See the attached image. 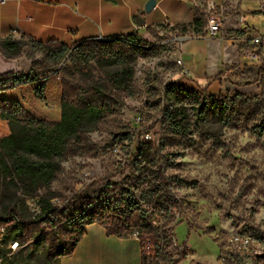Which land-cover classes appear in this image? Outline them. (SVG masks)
Listing matches in <instances>:
<instances>
[{"label":"rangeland","instance_id":"1","mask_svg":"<svg viewBox=\"0 0 264 264\" xmlns=\"http://www.w3.org/2000/svg\"><path fill=\"white\" fill-rule=\"evenodd\" d=\"M210 1L216 4L212 14L224 27L227 16L235 12L233 0H193L198 9L204 8L203 12H207ZM173 33L164 29L160 37L155 28L150 30L147 43L168 45V49L158 57L136 60L134 97L116 93V113L73 148L63 163L62 174L40 196L47 195L64 207L78 192L99 199L108 186L118 184L140 200L150 188L165 185L170 193L167 201L175 208L168 227L172 238L168 252L174 258L186 254L180 264H221V256L230 250L231 240L252 236L264 241V137L257 138L252 126L240 128L238 122L234 126L214 120L198 122L191 106L188 134L169 133L161 125V112L170 106L164 91L168 84H179L207 97H234L240 93L264 100V83L259 78L252 85L237 86L254 81L257 71L252 66L242 69L236 63H228L222 68L223 74L206 86H199L189 78L185 64H177L179 58L174 53L180 48L168 42L175 36ZM222 34L225 35L221 31ZM230 36L235 35H227ZM237 50L240 55L258 54L250 43ZM257 58L263 57L258 54ZM19 59L31 65L32 61L43 60L44 55L32 54L27 48ZM65 62L60 68L78 83L89 80L98 95L102 93L100 82L116 70L94 63L73 66L67 59ZM65 73H60L61 79ZM213 83L217 84L211 88ZM9 133L8 124L0 122V140ZM144 143L155 144L160 153L151 155L149 163H134L137 148ZM9 206H17L25 221H33L40 211L39 197L23 196L0 173V217L7 215ZM28 254L27 245L18 246L10 240L6 244L0 242V264H46L45 250H40L39 258L32 263Z\"/></svg>","mask_w":264,"mask_h":264},{"label":"trees","instance_id":"2","mask_svg":"<svg viewBox=\"0 0 264 264\" xmlns=\"http://www.w3.org/2000/svg\"><path fill=\"white\" fill-rule=\"evenodd\" d=\"M233 1H259L264 9V0ZM206 25V15L196 9L193 23L175 30L182 35L204 38ZM27 48L32 54H43L44 59L32 61L29 73L0 75V119L8 124L10 131L0 140V173L9 186L21 191L23 196L39 197L40 211L33 221H25L17 206H9L7 215L0 217V242L6 244L10 240L18 246L27 245L31 263L39 258L40 250H45L46 264H60L61 260L73 255L86 235L87 227L98 224L108 235L128 238L138 234L142 247L141 264H180L187 255L180 253L174 258L168 252L172 243L168 227L175 208L167 201L170 193L165 185L150 188L140 200H135L128 189L118 184L108 186L99 199H90L84 196L85 193L78 192L64 207L47 195L40 196L41 192H48L62 174L63 163L73 148L116 113V93L134 97L136 60L158 57L168 45L148 44L136 36L85 41L74 47L59 41L40 43L29 37L20 40L0 37V55L7 61L18 60ZM66 59L73 66L94 63L116 70L100 82L102 93L98 95L89 80L78 83L60 68ZM253 69L257 71L254 81L236 85L249 86L257 83L259 78L263 84L264 65ZM62 72L65 75L61 79V119L58 121L37 119L19 102L2 98L3 94L16 88L35 86V98L44 102L49 79ZM164 95L170 106L161 112V125L169 133L188 134L192 123L188 106H191L198 122L214 120L226 126L238 122L240 128L252 126L257 138L264 137V100L247 98L240 93L234 97L222 94L207 97L179 84L166 85ZM159 153L153 143L140 144L133 162L149 163L150 156Z\"/></svg>","mask_w":264,"mask_h":264},{"label":"crops","instance_id":"3","mask_svg":"<svg viewBox=\"0 0 264 264\" xmlns=\"http://www.w3.org/2000/svg\"><path fill=\"white\" fill-rule=\"evenodd\" d=\"M150 0H6L0 4V37L33 38L40 43L59 41L69 47L85 42L122 40L136 36L147 42L150 30L170 23L173 27L191 25L198 6L193 0H154V9L146 13ZM235 12L227 16L220 38H191L181 47V57L189 78L204 87L223 74L228 63L240 68L264 65V9L259 1H232ZM235 35L227 37V35ZM250 43L263 57L239 54L238 47ZM233 45H237L235 48ZM174 56L180 58L178 53ZM31 65L20 59L7 61L0 55V75L28 73ZM217 83H213L214 88ZM35 86H23L2 95L6 101L19 102L34 117L45 121L61 119V77L52 75L45 90V101L35 98ZM0 122L7 124L0 119ZM142 247L138 236L120 238L108 235L104 227L93 224L70 258L60 264H141Z\"/></svg>","mask_w":264,"mask_h":264},{"label":"built area","instance_id":"4","mask_svg":"<svg viewBox=\"0 0 264 264\" xmlns=\"http://www.w3.org/2000/svg\"><path fill=\"white\" fill-rule=\"evenodd\" d=\"M6 0H0V4H4ZM216 4L214 1H210L207 4V12H203L204 8L201 10L207 18V25L204 31V38L208 40H215L220 38L222 27L221 24L214 17L213 12H215ZM158 35L163 36L164 29L172 30L175 36H172L171 40L168 42L175 43L178 48H180L177 53H180V58L177 60L179 66L184 65V61L181 59V47L182 45L191 39L190 34L182 35L175 30L170 23L166 22L162 25L155 27ZM191 36V37H190ZM96 41H110L99 38ZM166 43V42H165ZM264 44V39L262 37H257L252 40V45L261 46ZM256 58V54L251 55ZM149 140V137H146ZM256 237L247 236L241 239L235 238L230 241V250L225 251L223 256H221V264H264V241Z\"/></svg>","mask_w":264,"mask_h":264},{"label":"water","instance_id":"5","mask_svg":"<svg viewBox=\"0 0 264 264\" xmlns=\"http://www.w3.org/2000/svg\"><path fill=\"white\" fill-rule=\"evenodd\" d=\"M155 4L156 2L154 0H150L147 4H146V7H145V11L146 13H150L154 7H155Z\"/></svg>","mask_w":264,"mask_h":264}]
</instances>
